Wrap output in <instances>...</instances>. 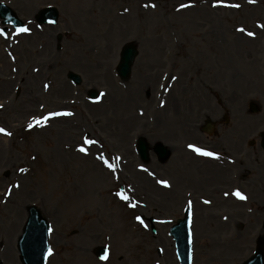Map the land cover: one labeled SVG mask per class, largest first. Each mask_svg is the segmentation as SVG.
<instances>
[{
	"label": "rangeland",
	"instance_id": "obj_1",
	"mask_svg": "<svg viewBox=\"0 0 264 264\" xmlns=\"http://www.w3.org/2000/svg\"><path fill=\"white\" fill-rule=\"evenodd\" d=\"M198 2L13 3L29 31L0 35V127L12 133L0 135L3 264H21L17 240L31 205L52 226L46 264H179L169 230L187 207L193 264H240L253 254L264 237V0ZM49 5L59 23L39 26L36 13ZM128 42L139 56L123 82L116 66ZM92 89L99 100L88 98ZM222 114L229 122L221 119L218 134L199 130ZM139 137L171 148V158L161 164L151 152L140 161ZM228 158L237 162L231 170L222 167ZM234 185L250 202H234ZM98 246L109 249L105 262L93 254Z\"/></svg>",
	"mask_w": 264,
	"mask_h": 264
},
{
	"label": "water",
	"instance_id": "obj_2",
	"mask_svg": "<svg viewBox=\"0 0 264 264\" xmlns=\"http://www.w3.org/2000/svg\"><path fill=\"white\" fill-rule=\"evenodd\" d=\"M14 21L17 23L18 28H22L21 22L18 21L12 15L5 16V21ZM58 20V13L55 9L49 8L42 11L39 14L40 23H56ZM137 55L136 46L133 44H128L123 48L121 55V62L118 68L119 74L123 79H128L131 73V66ZM68 77L73 80L76 84L81 83V79L78 75L70 73ZM93 93L91 96H94ZM256 111V108H253ZM139 148L142 154V158L147 160V148L148 145L144 139L140 140ZM156 153L160 156L162 161H165L169 157V150L163 144H158L155 148ZM31 213L30 219L27 222L25 232L23 237L19 241V251L21 253V260L23 264H43V260L46 254L47 247V222L43 220L40 216V212L36 211L35 208H30ZM187 221L179 222L172 230V235L174 236L177 245L178 253L182 260V264H190L189 254H190V243L189 234L187 228ZM264 242L260 241L259 247L255 256L250 258L244 264H264ZM103 251L102 249L99 252ZM0 264L1 261H0Z\"/></svg>",
	"mask_w": 264,
	"mask_h": 264
},
{
	"label": "snow or ice",
	"instance_id": "obj_3",
	"mask_svg": "<svg viewBox=\"0 0 264 264\" xmlns=\"http://www.w3.org/2000/svg\"><path fill=\"white\" fill-rule=\"evenodd\" d=\"M251 2L255 3V0H251ZM152 7H155V5L153 4ZM181 7H182V8H183V7H188V5H181ZM234 7H240V5L237 4V5H234ZM261 27H264V25H261ZM18 31H19V32H28L29 29H28V28H20ZM242 31H243V30H242ZM0 35H5V36H7V32H6L3 28H0ZM249 35H254V33H251V32H250ZM46 87H47V86H46ZM0 107H2V105H0ZM67 114H68V115H71V113H67ZM51 115H61V113H52ZM47 119H48V117H44V121H45V122L47 121ZM35 123H36V124H40L41 121H40V120H36ZM28 127H29V128H32L33 125H32V124H29ZM0 133H5V134L8 135V136H11V135H12L11 132H7V131H6L4 128H2V127H0ZM85 142L88 143V144H92V143H94L93 141L88 140L87 138L85 139ZM189 147H190V148H194V151L197 152V153H199V154H201V155H205V156H215V155H216V154L213 153V152L204 151V150H202V149H200V148H195L193 145H189ZM80 151H81V152H86L87 150H86L85 148L81 147ZM116 159H120V158L117 157ZM104 163L107 165L108 168L115 170V165L112 164V163H109L107 159L104 160ZM21 171H24V169H21ZM160 183H161V184H164L165 186H169L167 181H163V180H162V181H160ZM17 187H18V185H17ZM120 195L122 196V198H123L124 200H129V199H130L129 196L124 195L123 193H120ZM236 195H237V196H240L242 199L245 198V197H243V196L241 195V193H240L239 191H237ZM189 203H191V202H189ZM132 206L135 207V205H132ZM137 219L140 220L141 223H143V220H142L140 217H137ZM49 251L51 252V250H49ZM103 259H107V256L103 257Z\"/></svg>",
	"mask_w": 264,
	"mask_h": 264
},
{
	"label": "bare ground",
	"instance_id": "obj_4",
	"mask_svg": "<svg viewBox=\"0 0 264 264\" xmlns=\"http://www.w3.org/2000/svg\"><path fill=\"white\" fill-rule=\"evenodd\" d=\"M196 1V0H195ZM197 1H199L198 3H200V2H202V0H197ZM39 126H43V127H45V125H44V122H41L40 124H36V127H38L39 128ZM35 127V128H36ZM87 137H85L84 138V140L86 139ZM97 142V141H96ZM96 142H94V143H92V144H94V145H96ZM86 144V146L88 147V146H91V144H88V143H85ZM198 236V235H197Z\"/></svg>",
	"mask_w": 264,
	"mask_h": 264
},
{
	"label": "flooded vegetation",
	"instance_id": "obj_5",
	"mask_svg": "<svg viewBox=\"0 0 264 264\" xmlns=\"http://www.w3.org/2000/svg\"><path fill=\"white\" fill-rule=\"evenodd\" d=\"M0 1H3V0H0ZM4 1H12V0H4ZM230 175V174H229Z\"/></svg>",
	"mask_w": 264,
	"mask_h": 264
}]
</instances>
